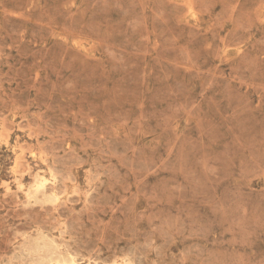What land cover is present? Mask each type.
I'll return each instance as SVG.
<instances>
[{
    "label": "rangeland",
    "instance_id": "374dc122",
    "mask_svg": "<svg viewBox=\"0 0 264 264\" xmlns=\"http://www.w3.org/2000/svg\"><path fill=\"white\" fill-rule=\"evenodd\" d=\"M264 264V0H0V264Z\"/></svg>",
    "mask_w": 264,
    "mask_h": 264
},
{
    "label": "bare ground",
    "instance_id": "6f19581e",
    "mask_svg": "<svg viewBox=\"0 0 264 264\" xmlns=\"http://www.w3.org/2000/svg\"><path fill=\"white\" fill-rule=\"evenodd\" d=\"M66 264H76V263H74V262H72V261H69V262H67Z\"/></svg>",
    "mask_w": 264,
    "mask_h": 264
}]
</instances>
